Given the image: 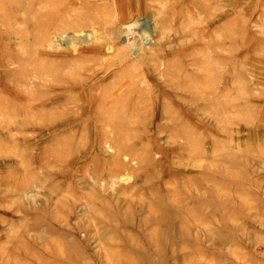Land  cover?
Instances as JSON below:
<instances>
[{"label":"rangeland","instance_id":"1","mask_svg":"<svg viewBox=\"0 0 264 264\" xmlns=\"http://www.w3.org/2000/svg\"><path fill=\"white\" fill-rule=\"evenodd\" d=\"M0 264H264V0H0Z\"/></svg>","mask_w":264,"mask_h":264},{"label":"bare ground","instance_id":"2","mask_svg":"<svg viewBox=\"0 0 264 264\" xmlns=\"http://www.w3.org/2000/svg\"><path fill=\"white\" fill-rule=\"evenodd\" d=\"M134 26V25H133ZM128 28V34L129 35H131V34H133L134 33V29H135V26L134 27H132V25L130 26V27H127ZM126 29V28H125ZM127 33V32H126ZM120 101H122V99H120ZM138 106L139 105H137V104H135V105H133L132 104V109H134V111H136V112H138V111H140V108H138ZM104 110H106L105 112L107 113V114H111V113H113V114H117L118 113V111L116 110L118 107H116V106H114L113 104H108L107 106L105 105V107H102Z\"/></svg>","mask_w":264,"mask_h":264}]
</instances>
